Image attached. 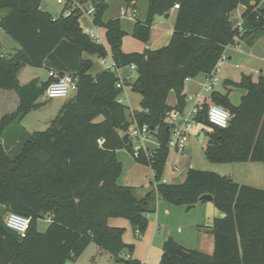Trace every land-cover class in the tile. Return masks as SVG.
I'll use <instances>...</instances> for the list:
<instances>
[{"label": "trees", "instance_id": "trees-1", "mask_svg": "<svg viewBox=\"0 0 264 264\" xmlns=\"http://www.w3.org/2000/svg\"><path fill=\"white\" fill-rule=\"evenodd\" d=\"M125 1L135 7L138 2ZM82 2L85 7L94 5L93 22L106 28L109 49L85 32L82 9L54 17L41 7L42 0H0V28L20 45L12 55L0 45V89L14 90L19 97L17 110L0 118V264H68L91 242L120 260V254L127 248L133 251L134 245L124 241L126 228L111 225V218L125 217L143 234L149 213L156 211L157 196L172 203L195 204L204 201L203 194H212L224 213L210 226L213 252L186 249L169 237L157 264H264V189L196 168L189 169L182 183L162 182L170 154L171 125L165 121L172 110L169 93H176V108L183 113L189 79L210 76L235 39L253 44L264 34V0H148L146 19H137L134 26V35L145 42L155 17H168L175 4L179 7L168 44L142 52L123 50L120 17L103 19L107 0ZM240 5L245 6L242 30L232 18ZM109 53L119 69L136 65L130 85L142 96L139 108L130 110L119 102L118 72L103 68L94 73V61L85 56L103 58ZM27 65L72 73L78 77V86L49 127L27 132L19 140L20 152L10 156L7 131L27 111L40 106L38 99L54 80L49 75L46 80L21 83L19 72ZM225 84L246 93L234 104L230 91L212 90L196 116L197 122L211 128L205 156L219 163H264V76L255 81L243 74L239 82L226 79ZM211 102L229 110L227 127L208 120L206 109ZM133 122L148 125L159 142L151 146L150 156L144 150L135 155L154 171L156 184L142 197L134 186L118 181L123 169L118 150L126 147L134 152L133 145L123 140ZM8 212L30 218L26 236L7 226ZM45 218H50L48 227L41 231L38 222ZM182 249L189 255L184 256Z\"/></svg>", "mask_w": 264, "mask_h": 264}, {"label": "rangeland", "instance_id": "rangeland-1", "mask_svg": "<svg viewBox=\"0 0 264 264\" xmlns=\"http://www.w3.org/2000/svg\"><path fill=\"white\" fill-rule=\"evenodd\" d=\"M108 6L104 13V21L120 17L122 29L125 31L122 37V48L125 52H142L145 48L162 47L168 44L169 33L168 29L172 27V17L157 15L154 20V24H157L158 29L152 27L151 36L148 42L139 39L134 35V26L136 20L128 19L123 15V12L127 9H131L130 5L125 0H107ZM41 7L49 12L54 17L60 13L66 11V5L58 3L57 0H42ZM242 7V6H241ZM235 9L232 12V18L235 20L241 11V8ZM138 19L145 20L148 11V0H138L137 6ZM83 29L86 31L88 28L96 25L93 22L91 16L83 13L80 19ZM100 28V33L104 40V44L110 48L106 37V28L104 26L96 25ZM0 42L3 50L11 54L15 51V47H19L17 41H15L8 33L0 28ZM235 42H239L238 49L235 50L234 45H230V48H226V56L232 55V59L226 61L217 72L220 78L233 77L236 82H239L243 74L251 75L253 80H258L261 75H264V34L261 39L250 45L245 40L239 38L235 39ZM233 44V43H232ZM94 61L93 72L100 71L104 66L101 63V57L97 55H85ZM109 58V55L106 56ZM239 67H236V65ZM119 75L122 79H126L125 88L122 90L120 96L124 99L129 109L140 107V93L133 90L130 83L136 77V72L130 69L129 65L119 69ZM35 78L40 80H46L47 70L44 67L25 66L19 72V79L21 83H28ZM128 94L129 100L126 95ZM18 96L14 90L0 89V110L2 113H12L17 110L19 101L15 98ZM230 98L234 104H239L242 98L241 92L235 86H230ZM67 98L55 97L48 98L43 94L38 102L41 103L39 107L30 109L22 117V119L16 122L11 129L7 132L8 140L11 142L12 148H9L8 154L15 156L20 152L21 144L19 140L24 139L27 132L44 131L46 130L53 118L58 115L62 105ZM101 119V117L99 118ZM210 128L204 126L201 133H195L189 136L187 142V149L184 154H179L176 150H171L168 159L165 164L162 179L168 178V174L174 172L177 176L186 175L182 180H176L170 182V184L184 182L187 173L190 168L209 170L217 172L221 175H230L231 163H219L211 162L205 156V146L208 143V134ZM153 146V145H151ZM118 159L122 162L123 169L118 178L121 184L137 183L145 191H149L155 183L154 171L148 164L139 162L134 152H131L126 147L121 148L117 152ZM253 167L247 172L246 177L243 178L245 172L241 170L238 174L239 179H243L242 183L248 184L254 187L264 189V163L262 161H253ZM174 165L180 167V171L174 169ZM242 177V178H241ZM181 179V178H180ZM172 181V180H171ZM136 185V184H135ZM158 202V205H157ZM160 203V204H159ZM192 205L191 208L189 206ZM158 206V207H157ZM160 214V224L156 226V231H178L182 234L190 243L194 245L189 248L203 247L207 248L208 243L211 245V252L209 250H203L206 253H212L214 250V236L210 229V224L216 217H222L224 213L220 211L213 199L198 201L195 204H188L186 202L172 203L164 198L157 196L156 211L149 213V219L152 223H155V219ZM110 224L115 226L125 227V233L123 236L124 241L127 244L134 245V250L130 251L128 248L120 254L121 258L118 260L114 255L108 251L100 248L95 242H91L84 252L72 262L68 264H131L127 262L126 255L131 254V260H143L150 248V244H143L142 240L145 239L133 229L129 220L125 217H114L110 219ZM38 227L41 231H45L48 227V219H40ZM180 228V231L178 230ZM159 238V234H157ZM189 243V242H188ZM155 251L151 254L150 259H154ZM161 255V252L160 254ZM153 262H148L152 264Z\"/></svg>", "mask_w": 264, "mask_h": 264}, {"label": "built area", "instance_id": "built-area-1", "mask_svg": "<svg viewBox=\"0 0 264 264\" xmlns=\"http://www.w3.org/2000/svg\"><path fill=\"white\" fill-rule=\"evenodd\" d=\"M60 4L68 5V8L63 13L65 16H68L72 13L73 10L79 8L83 10V13L88 14L92 17L95 7L92 4L84 6L82 0H57ZM131 9H127L123 12L124 17L137 20L138 19V10L135 6L130 5ZM179 5L175 4L174 9L178 8ZM237 26L242 30L243 21L238 19ZM95 42L103 43L104 40L100 33V28L94 25L91 28H88L85 31ZM228 47V46H227ZM109 58L103 57L101 63L104 66V69L113 70L119 73V68L113 59L112 55L109 53ZM228 60V57L224 53L219 59L209 82L204 84L206 90H212L213 86L218 82V77L216 76L217 72L220 71L221 66ZM130 69L136 72V65L130 64ZM50 76L54 77V80L48 85L44 94L48 98L55 97H70L77 89L78 86V77L72 73H59L58 71L52 70L49 72ZM189 81V80H188ZM117 86L120 89L125 88V80L120 79ZM187 108L183 113L180 112L176 107L172 108L167 114L165 121L171 125V137L169 139L168 147L169 150H176L179 154H184L186 152L187 142L189 136L194 132L195 127L199 125V122L196 121L197 114L204 109V104L206 102L200 94H186ZM119 102L124 103L122 96L119 97ZM213 109L215 112H213ZM206 114L208 120L215 126L227 127L230 123V112L227 108L219 105L217 103H209ZM215 117V119H213ZM222 122V123H221ZM129 134L130 139L132 140V145L134 147V155H137L140 150H144L147 156L152 154L151 145L154 147L159 145L158 140L155 138V135L152 132V129L148 125H138L136 122H133L130 130L126 132ZM100 143L103 140H99ZM180 167L174 165V169L178 170ZM162 182H167L166 178L162 179ZM50 218H48V221ZM5 222L8 227L17 231L22 237L26 236V233L29 228L30 218L16 212H8L5 216ZM128 260H131V254L126 255Z\"/></svg>", "mask_w": 264, "mask_h": 264}, {"label": "crops", "instance_id": "crops-1", "mask_svg": "<svg viewBox=\"0 0 264 264\" xmlns=\"http://www.w3.org/2000/svg\"><path fill=\"white\" fill-rule=\"evenodd\" d=\"M242 6V7H241ZM240 7L242 8L241 9V11H240V13L238 14V17L236 18L237 20L238 19H240L241 18V16H242V13L244 12V10H245V6H243V5H240ZM239 8V7H238ZM168 17H172V20H173V23H172V27L170 28V29H168L167 31H168V33H169V38H168V42L170 41V38H171V35H172V32H173V28H174V23H175V18H176V10L175 9H172V11H171V13H170V15L168 16ZM235 19V20H236ZM153 27L156 29H158V26H157V24H154L153 25ZM263 36V35H262ZM262 36L261 37H259V39H261L262 38ZM240 39V38H239ZM241 40H243V39H241ZM258 39H256V41H257ZM255 41V42H256ZM247 42V41H246ZM254 42V43H255ZM248 43V42H247ZM253 43V44H254ZM239 44V42H235V43H233V44H231V45H234V47H235V50L236 49H238L237 47L239 46L238 45ZM249 44V43H248ZM0 45L2 46V44H1V42H0ZM250 45H252V44H250ZM19 47H20V45H19ZM19 47H15V51H13V53H11V54H8V53H6L4 50H3V52L5 53V54H7V55H12V54H14V53H16V51L19 49ZM150 49H156V48H159V47H155V48H151V47H149ZM228 48H230V45L227 47V49ZM3 49V48H2ZM226 52V51H225ZM229 59H232V55L231 54H229V56H228V60ZM227 60V61H228ZM236 67H239V65L237 64L236 65ZM103 69V68H102ZM119 74V73H118ZM49 76V71L47 70V77ZM211 76H213L212 74L210 75V76H204V75H201L200 77H198V78H194V79H189V81H188V83H187V90H186V94H200L203 98H205V100H208L209 99V97H210V94H211V92H212V90L213 89H219V90H221L222 92H227V91H230V85L228 86V85H226L225 84V80L226 79H229V80H232V81H235V79L233 78V77H230V78H225V79H222V78H220V76L218 75V73L216 74V76L219 78L218 79V82L213 86V89L212 90H206L205 89V87H204V84L205 83H208L209 82V78H211ZM261 76H264V75H261ZM120 77H121V75H120ZM122 78V77H121ZM125 80V84H126V79H124ZM256 81V80H255ZM236 82V81H235ZM238 90H239V88H237ZM241 89V88H240ZM240 91V90H239ZM241 92V91H240ZM127 94V93H126ZM241 94L242 95H244L242 92H241ZM126 97H127V99L129 100V97H128V94L126 95ZM15 98L16 99H18V101H19V97L18 96H15ZM141 99H142V96H141V94H140V98H139V102H141ZM231 99V98H230ZM168 103H169V105H171L172 106V108H175L176 107V104H177V95H176V93L174 92V91H171L170 93H169V96H168ZM0 103H1V98H0ZM133 109H136L135 107L134 108H131V110H133ZM185 110H188V108L186 107V109ZM7 114V113H6ZM3 115H5V113H2V111L0 110V118L3 116ZM204 124H202V123H199V125H197L196 127H195V130H194V132L192 133V134H195V133H198V134H200L201 133V130L202 129H204ZM210 130H211V128H210ZM191 134V135H192ZM253 161H245V162H236V163H231V170L232 171H230L231 173H230V175L233 177V179L235 180V181H237V182H239V183H242V182H244V181H241V180H243V179H239L237 176H238V174H239V172L241 171V170H243L244 172L245 171H247V170H249V169H251L253 166ZM177 172L178 171H180V168L178 169V170H176ZM246 174H247V172H245V175L243 176V178L244 177H246ZM184 176H186V175H181V176H177L174 172H172V173H169L168 174V178L169 179H167V183H170V182H173V181H175L176 182V180L178 181V180H182L183 178H184ZM181 178V179H180ZM242 178V177H241ZM172 180V181H171ZM182 183V182H181ZM136 184V185H135ZM244 184V183H243ZM127 185H130V186H134L135 188H136V193H137V195L138 196H140V197H142V196H144L146 193H147V191H145L144 190V188H141V186H139L137 183H129V184H127ZM160 204V203H159ZM157 205H158V202H157ZM158 207V206H157ZM150 216L148 215V218H149ZM156 223H157V225H159L161 222H160V214H159V212H158V215H157V217H156V219H155V223L153 224L152 223V225H151V220L149 219V224H148V227H147V229H146V231L143 233V238H145V239H143L142 240V243L143 244H147V243H149L150 244V248H149V250H148V252L146 253V256H145V258L143 259V260H137L140 264H148V262H153L152 264H157V263H159V261H160V259H161V256H162V253H163V249H162V245H163V243H164V241L167 239V238H169V237H173L180 245H182L183 247H185L186 249H191V248H189V247H191V246H194V245H189V244H193V243H190V241H188V239H186V237H184L182 234H180L178 231L176 232V231H166V228H165V230L162 232V231H159V232H155L156 231V226H154V225H156ZM210 226H211V224H210ZM155 230V231H154ZM179 231H180V228L178 229ZM157 234H159L160 236H159V238H158V236H157ZM141 236H142V234H140ZM189 242V243H188ZM207 248L208 249H205L204 247H203V245H202V247H196V248H192V249H196V250H200V251H203V250H209L208 252H211V245H210V243H208V245H207ZM156 252L155 253V256H154V259H150V257H151V254L153 253V252ZM160 252H161V255H159L160 254Z\"/></svg>", "mask_w": 264, "mask_h": 264}, {"label": "water", "instance_id": "water-1", "mask_svg": "<svg viewBox=\"0 0 264 264\" xmlns=\"http://www.w3.org/2000/svg\"><path fill=\"white\" fill-rule=\"evenodd\" d=\"M238 20L236 19L234 21V23H236ZM239 90L245 94L246 93V90L245 89H240ZM123 140L126 144H130L132 145V140L130 139L129 137V134L128 133H125L124 136H123ZM201 200H212L213 199V195L212 194H203L201 197H200ZM192 205L189 206V208H191ZM181 252L183 253L184 256H188L189 255V252L186 251V250H181Z\"/></svg>", "mask_w": 264, "mask_h": 264}, {"label": "clouds", "instance_id": "clouds-1", "mask_svg": "<svg viewBox=\"0 0 264 264\" xmlns=\"http://www.w3.org/2000/svg\"><path fill=\"white\" fill-rule=\"evenodd\" d=\"M213 112H215V110L213 109ZM213 119H215V117H213ZM222 123V122H221Z\"/></svg>", "mask_w": 264, "mask_h": 264}]
</instances>
